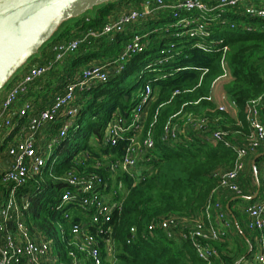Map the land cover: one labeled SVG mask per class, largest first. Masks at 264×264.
<instances>
[{
    "label": "built area",
    "instance_id": "1",
    "mask_svg": "<svg viewBox=\"0 0 264 264\" xmlns=\"http://www.w3.org/2000/svg\"><path fill=\"white\" fill-rule=\"evenodd\" d=\"M167 14L171 20L164 30L153 28L149 33L133 31L117 56L106 58L84 68L78 76H73L62 92L57 93L52 102L43 108H36L26 99L36 81L46 77L66 58L77 52L80 44L89 39H98L112 34H124L129 28L140 25L149 18H159ZM239 17L238 20L230 18ZM260 22L264 28V0H142L139 7L121 9L109 17L99 30H88L82 39H72L51 46L53 57L44 62L29 65L4 91L0 106V134L18 129L21 139L7 146L10 158L8 167L0 172V186L6 192L0 205V264H120L116 256L113 219L121 214L127 189L118 180L110 184L98 173L80 175L74 169L61 176L51 175L55 183L62 184L58 203L54 210L62 212L64 218L74 217L72 210H79L81 219L68 231L59 225L58 236L64 244L66 263L56 252L55 239L47 238L40 232H32L24 221L25 212L30 209V194L23 190L31 181L40 176L47 162L53 157L57 147L71 131L78 130V116L81 105L77 103L78 94L98 83H107L113 75L125 69L128 61L144 52L145 41L151 34L166 31L169 41L156 53L147 71L158 72L154 80H165L174 72H162L158 67H168L191 49L210 51L228 50L224 38L215 37L216 28L234 30L241 26L254 31ZM187 58V57H186ZM223 76L219 80H231L228 64L223 60ZM176 69L175 72L180 71ZM215 88V86H214ZM179 91L175 92V95ZM137 103L124 115L117 110L108 122L101 142L103 147H116L127 142L124 157L116 162H107V170L112 176L122 172L129 176L135 187L147 177L148 152L156 146L152 134L145 133L147 109L154 101V89L150 82L138 92ZM210 100H214L213 96ZM225 93L217 104L220 111L226 112L225 103L229 101ZM21 104V105H19ZM232 106L236 107L232 101ZM246 120L250 133L244 145H233L227 140V132L213 133L215 142H223L232 148L237 159L232 171L218 175L222 188L233 195H242L237 180L245 170V160L249 154L257 153L264 144V97L252 100L246 107ZM126 116V117H125ZM182 123L169 124L161 135V141L170 145L187 136L188 128L203 131L208 125L205 118L188 114ZM130 134V136H128ZM187 134V135H186ZM128 136V137H127ZM93 160L94 168L103 167V161L91 158L86 152L76 155L77 160ZM260 195L245 210L247 229L257 232L255 252L250 260L241 264H264V172L260 174ZM71 207V208H70ZM167 232L172 237L178 230L181 237L190 243L196 255L206 264H212L220 257L216 245L225 242L233 232V222L228 211L220 201H211L202 214L193 219L167 218L152 221L143 231L153 235L156 230ZM138 236L136 227L129 230L127 244L131 245Z\"/></svg>",
    "mask_w": 264,
    "mask_h": 264
},
{
    "label": "trees",
    "instance_id": "2",
    "mask_svg": "<svg viewBox=\"0 0 264 264\" xmlns=\"http://www.w3.org/2000/svg\"><path fill=\"white\" fill-rule=\"evenodd\" d=\"M140 2L120 0L100 8L94 16H85L64 27L54 42L43 50L42 56L54 44L82 39L88 30H99L111 15L125 5L136 8ZM229 17L235 20L239 18ZM252 21L259 25L254 31L244 30L241 26L234 30L227 27L216 28L215 37L225 39L224 46L228 48L225 53L223 48L210 51L188 50L170 66L158 67L162 72H174L168 79L159 81L149 76L152 72L147 71V65L152 64L156 53L170 38L165 37L169 34L166 31L151 34L145 41L144 52L133 56L123 72L111 76L107 83L95 84L78 94L77 103L81 105L78 130L68 134L47 162L41 175L23 190L30 194V209L25 212L24 221L32 232H40L47 238L55 239L56 252L61 256V262L66 263L67 260L57 226L62 225L68 231L81 219L82 214L79 210H72L74 217L67 220L62 212L54 210L63 185L55 183L51 175L61 176L74 169L80 175L98 173L111 184L113 174L107 170V162L97 170L93 160L75 161V157L82 151L101 162L104 156H108L111 162L124 157L127 142H120L116 147L110 148L101 146V142L113 114L117 110L124 115L130 114L137 103L138 92L147 82H150L154 89V101L147 109L144 129L147 135L150 133L155 138L156 146L147 154L151 160L144 163L147 165V177L142 183L133 187L129 176L122 172L116 175L118 182L128 190L121 214H117L113 219L114 242L119 263L206 264L196 255L190 243L181 237L178 230L174 231L172 237L160 229L153 235H144L143 231L152 221L169 216L181 219L197 218L211 201L222 202L225 210L229 206L231 213L228 212V215L233 222V234L225 242L216 245L220 257L212 264H241L242 261L251 259L259 234L247 229L245 220L235 210V205L243 201V197L254 195L257 184H253L252 194L246 193L248 187L240 174L241 179L238 178L237 183L245 192L243 191L242 195L228 196L227 193H231L221 187L217 174L232 171L237 154L223 142H215L213 133L218 130L225 131L228 134L227 140L234 146L239 145V137L236 138L235 134L247 137L250 133L245 112L247 104L264 97V28L262 29L260 22ZM170 22L169 16L162 14L159 18H149L134 29L139 33H149L153 28L164 30ZM129 37V34H112L83 41L77 52L68 56L71 72L69 80L80 67L104 57L117 56ZM50 52L53 57L52 50ZM52 57H47L46 60ZM223 60L231 72V80L224 85V91L236 105V118L228 112L220 111L215 101L210 100L216 82L224 74ZM36 63L44 62H40L39 58L30 65ZM178 68L181 70L175 72ZM137 71H140L141 76L136 86L130 88L125 79ZM176 91L179 93L175 95ZM188 114L207 119L208 125L203 131L181 135L179 141L170 145L164 144L161 141L164 128L180 122ZM6 147L3 146L2 150ZM263 152L264 150H260L252 160ZM262 161L264 157L257 159L256 163L259 178V164ZM250 169L253 171L251 163ZM5 192V188L0 186V205ZM224 193L227 196L222 197ZM246 202L249 205L254 201ZM233 216L245 236L236 229ZM132 227L137 228L138 236L133 244L128 245L127 238ZM229 245L232 246L231 251H228Z\"/></svg>",
    "mask_w": 264,
    "mask_h": 264
},
{
    "label": "water",
    "instance_id": "3",
    "mask_svg": "<svg viewBox=\"0 0 264 264\" xmlns=\"http://www.w3.org/2000/svg\"><path fill=\"white\" fill-rule=\"evenodd\" d=\"M120 0H0V96L51 45L64 27L100 8ZM256 155L251 162L257 191L244 200L254 201L260 193ZM227 210L231 213L229 206ZM238 232L245 233L232 217Z\"/></svg>",
    "mask_w": 264,
    "mask_h": 264
},
{
    "label": "crops",
    "instance_id": "4",
    "mask_svg": "<svg viewBox=\"0 0 264 264\" xmlns=\"http://www.w3.org/2000/svg\"><path fill=\"white\" fill-rule=\"evenodd\" d=\"M140 1H142V0H140ZM130 7H132V6L131 5H125L122 9H128ZM139 26H141V25H139ZM134 28H137V26L129 28L124 34L125 35L129 34L131 36V33L133 31H135ZM50 51H51V47L49 50H47L44 53L43 56H41L40 62L41 61L46 62L47 57H52V54ZM68 59H69V57L65 60V62L63 64L59 65L53 72H51L46 77L36 81L35 84L31 87L30 91L28 92V95L26 96V99L30 100L36 108H43V107H46L47 105H49L52 102L53 97L57 93L62 92L63 89L65 88L66 85H64V84H66L67 80H69V75L71 74ZM105 59L106 58L104 57V58H101L99 60L93 61L92 63L88 64L85 67H80V69L77 70V72L74 74V76H78L81 73V71L84 68L88 67L89 65H91L93 63L102 62ZM218 82H219V80L216 82L215 88L213 89V93H212L213 99H214L216 104L219 103V100L221 98L220 96H215L216 86H217ZM223 93L224 94L226 93V92H224V87H223ZM3 95H1V97H0V106L2 103V99L4 97ZM231 103H232L231 99L225 103V107L227 109L226 112L230 113L233 117L236 118L237 117L236 115L238 114V110L236 107H233ZM19 105H21V104H19ZM263 122H264V117H263ZM185 131L187 132V134L192 132V130L190 128H188V131L187 130H185ZM238 135L239 134L236 133L235 137L236 138L239 137V138H237L239 140V145H244L246 143L245 142V136H238ZM182 136H184V134H182ZM20 139H21V135H20V132L18 131V129H14V131L8 132V133H7V131H4L0 134V172H2L4 169H6L8 167V163L10 161V158L8 157V154H7V149H6L7 147L4 149V151L2 150V147L12 145V144L18 142ZM260 150H264V144L262 145ZM255 154H249L248 157L246 158L245 162H248V161L251 162L252 157ZM262 172H264V161H262L259 164V174H261ZM243 173L244 172H242L241 175ZM241 175L239 177L240 179H241ZM242 178H244V175H242ZM252 178L254 181L253 184L256 185V180H255L254 174H252ZM227 194H228V196H233V194H229V193H227ZM224 196H227L226 193H224V195H222V197H224ZM232 234H233V232L231 233V235ZM255 245H256V243H255Z\"/></svg>",
    "mask_w": 264,
    "mask_h": 264
},
{
    "label": "rangeland",
    "instance_id": "5",
    "mask_svg": "<svg viewBox=\"0 0 264 264\" xmlns=\"http://www.w3.org/2000/svg\"><path fill=\"white\" fill-rule=\"evenodd\" d=\"M157 75H159V73L158 72H153V73H151L149 76L150 77H153V78H155ZM141 76V73H140V71H137V72H134V73H132L131 75H129L126 79H125V83H126V85L127 86H129L130 88H132V87H135L136 86V83L138 82V79H139V77ZM227 82H226V80H219V82H218V84H217V86H216V93H215V96H220L221 97V95H223L224 93H223V87H224V85L226 84ZM225 92V91H224ZM3 94V93H2ZM1 94V95H2ZM221 94V95H220ZM1 97V96H0ZM231 112V111H230ZM236 115V114H235ZM180 123H182V120L180 121ZM103 162H105L104 161V157H103ZM250 161H248L246 164H245V171H244V173L242 174V175H244V179H245V182H246V184H247V191H246V193H248V194H252V190H253V178H252V172L253 171H251V169H250ZM117 181V176L116 175H114V176H112L111 177V180H110V182H111V184L112 185H114L115 184V182ZM241 190L242 191H244L245 192V190L243 189V188H241ZM247 200H244L243 199V201H241V202H238L236 205H235V210L236 211H238L242 216H243V219L244 220H246V216L244 215V210H245V208L248 206V204H247V202H246ZM57 230L59 231V226H57ZM232 250V246L231 245H229V247H228V251H231ZM254 254V253H253ZM231 255H233V254H231ZM252 258V257H251Z\"/></svg>",
    "mask_w": 264,
    "mask_h": 264
}]
</instances>
